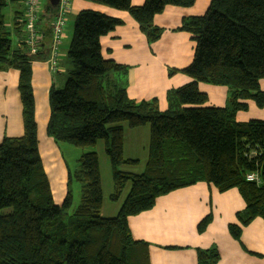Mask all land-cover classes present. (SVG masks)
<instances>
[{"label": "trees", "instance_id": "obj_1", "mask_svg": "<svg viewBox=\"0 0 264 264\" xmlns=\"http://www.w3.org/2000/svg\"><path fill=\"white\" fill-rule=\"evenodd\" d=\"M8 1L0 0V70L18 71L23 134L0 142V264H150L148 244L132 238L128 218L152 209L158 197L198 182L219 193L236 189L240 194L245 207L235 215L238 224L227 226L236 241L242 227L256 218L264 220V120H235L237 112L247 110L246 101L264 107L260 89L264 0H208L202 16L181 21L176 30L189 35L192 59L169 75L178 71L190 81L167 91L168 107L163 112L156 99L132 101L124 88L110 80L112 73L125 67L102 57L100 38L123 22L93 10L74 16L66 80L48 95L46 134L55 143L78 148L103 142L111 167L110 199L116 202L129 185L117 214L110 218L100 214L103 197L93 151L82 153L78 169L68 171L61 204L53 201L34 118L30 63L38 54L29 56L22 44L11 48L2 13ZM85 1L126 12L152 44L163 32L153 24L154 16L168 6L191 7L196 0H144L140 6L130 0ZM56 11L42 7L38 19L46 15V21L53 22ZM52 22L45 29L49 37ZM15 25L20 30L23 20ZM199 83L226 87V106H206L207 96L199 91ZM123 125L149 126L147 159L140 174L120 170L137 163L122 156ZM253 172L260 185L246 180V174ZM73 181L79 185V202L63 219L72 204ZM210 221L209 214L198 223L197 232L203 233ZM196 256L197 264H216L219 258L215 248L197 249Z\"/></svg>", "mask_w": 264, "mask_h": 264}, {"label": "crops", "instance_id": "obj_2", "mask_svg": "<svg viewBox=\"0 0 264 264\" xmlns=\"http://www.w3.org/2000/svg\"><path fill=\"white\" fill-rule=\"evenodd\" d=\"M130 1L133 6H140L144 2V0ZM69 3L66 20L68 28L64 29L59 44L56 71H51L46 62L51 37H49V29L46 32L45 29L47 26L50 27L52 21H46L47 16L41 15L36 23L41 47L30 66L34 118L41 163L40 145L44 142L47 143L46 149L51 153L52 159L54 158L52 149L55 143L46 134V125L50 115L48 95L51 88L61 89L66 80L68 69L66 53L72 35L73 18L79 11H98L123 22L121 26L100 38L102 57L125 67L122 72L112 73L110 78L116 85L125 89L130 100L140 102L156 99L158 109L163 112L168 107L167 91L190 81L186 75L178 71L169 75L170 70H181L186 67L193 53V43L189 35L176 29L183 19L202 16L209 1L196 0L191 7L187 8L168 6L162 13L154 16L153 24L163 29V32L159 40L152 44L147 43L137 24L126 12L116 11L85 0H69ZM47 5V0H40L41 10ZM5 10L11 23L5 25L9 32L11 48H18L24 39V33L23 26L19 30L16 29L15 24L23 20V0H9ZM60 75L64 77L61 79ZM17 81V70L13 68L0 70V142L4 138H17L23 134ZM198 89L207 96L206 106L221 108L226 106L228 98L226 87L199 83ZM260 89L264 91V80L260 81ZM246 103L247 110L236 113L237 122L264 120V107L258 108L252 101H246ZM139 128L124 129L123 126L122 153L132 133L135 136L131 141L139 144V137L135 134ZM53 162L56 165L51 169L55 170L52 171L54 179H58L60 183L56 185L57 191L61 194L60 200L66 193L68 171L62 159L59 164L56 158ZM46 176L53 198L51 179L47 174ZM125 196L122 197L121 193L117 200L118 204L114 206L115 213L118 212ZM53 201L54 203L59 202L55 199ZM244 207V201L236 189L219 193L213 186L198 182L158 197L152 209L129 217L127 223L132 238L148 244L150 264H197V249L209 248H215L218 252L219 258L216 264H264L263 219L256 218L242 227L239 241L232 238L228 232L229 224H238L235 215ZM102 208L100 214L104 217ZM209 214L211 215L210 223L203 233H198V223Z\"/></svg>", "mask_w": 264, "mask_h": 264}, {"label": "rangeland", "instance_id": "obj_3", "mask_svg": "<svg viewBox=\"0 0 264 264\" xmlns=\"http://www.w3.org/2000/svg\"><path fill=\"white\" fill-rule=\"evenodd\" d=\"M39 4H40V0H39ZM5 9L6 8H4L2 11V13L4 15V24L8 25L10 22L8 20V15L6 14L7 11ZM68 22H69V20H68ZM67 28H68V23L66 25L65 30ZM71 30H72V28H71ZM11 43H12V41H11ZM12 45H13V43H12ZM62 77H64V76L60 75L61 79H62ZM65 79H66V77H65ZM110 80L112 81V78H110ZM62 87H63V85H62ZM123 126H124V129H130L126 125H123ZM142 128H144V129H142ZM135 134H137L139 137V144H136V143L131 141L135 136L134 133H132L131 136L129 135L130 138L128 137V145H127V147H125L124 152L122 153V156L124 159H131V160L135 159V160H137V163H135L133 165H123L120 167V170H123L125 172H129L132 174H140L144 170L146 159H147L148 144H149V126L146 125L145 127H140L139 131H137V133H135ZM55 144H54V147L52 149V151H53L52 154H53L54 158H56L58 164H59L60 159H62V161L66 167V171H69L71 173L74 172L76 169H78L77 160L79 159V157L82 153H85L88 151H93L96 153V156L98 158L99 173H100L101 184H102L101 189H102V194H103L102 214L104 215V218H110V217L115 216L117 214V212L116 213L114 212V209H115L114 206H116V204H118L119 201L115 202V201L110 199V195L112 193V176H111L110 164H109L108 158L104 152L103 142L99 141L96 143L95 146L90 147V148L89 147L88 148H78V147L73 146L72 144L66 143V142H56ZM40 146H41V151H42V154H41L42 155V165H43L42 167L44 168L45 173L51 179L52 189H53V199H55L56 201H59V202H55V203L57 205H60L64 197L59 200V197L61 194L59 191H57L56 185H58L60 183H59L58 179H54L53 172L55 170L51 169L54 165H56L55 162H53L54 158L52 159L51 153L46 149L47 143L44 142ZM44 150H45V154L43 152ZM69 188H70L71 194H72V204H71L70 209L67 210L66 213L63 215V219H67L71 215L72 211L74 210V208L77 206V204L79 202V185H78V183L73 181ZM128 191H129V185L127 184L125 189L122 192V197L124 195H126Z\"/></svg>", "mask_w": 264, "mask_h": 264}, {"label": "built area", "instance_id": "obj_4", "mask_svg": "<svg viewBox=\"0 0 264 264\" xmlns=\"http://www.w3.org/2000/svg\"><path fill=\"white\" fill-rule=\"evenodd\" d=\"M23 33L24 39L18 47L24 46L29 56H35L39 53L41 47L40 34L37 31L36 23L40 9L39 0H23ZM69 0H60L57 6L56 15L51 25V39L48 50V59L46 60L51 71L57 70L58 46L63 36L66 26V16L69 12ZM246 180L254 182L256 185L261 184L257 173L246 174Z\"/></svg>", "mask_w": 264, "mask_h": 264}, {"label": "water", "instance_id": "obj_5", "mask_svg": "<svg viewBox=\"0 0 264 264\" xmlns=\"http://www.w3.org/2000/svg\"><path fill=\"white\" fill-rule=\"evenodd\" d=\"M59 1L60 0H47L48 5L51 6L52 8H57Z\"/></svg>", "mask_w": 264, "mask_h": 264}]
</instances>
